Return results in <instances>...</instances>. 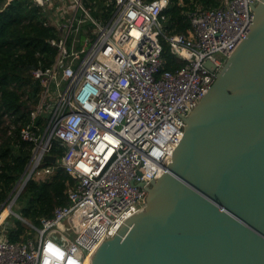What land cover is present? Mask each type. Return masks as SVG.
Returning <instances> with one entry per match:
<instances>
[{
	"label": "built area",
	"instance_id": "built-area-1",
	"mask_svg": "<svg viewBox=\"0 0 264 264\" xmlns=\"http://www.w3.org/2000/svg\"><path fill=\"white\" fill-rule=\"evenodd\" d=\"M33 1L44 9L52 6V0ZM71 2V14L58 16L68 18L60 24L51 19L60 34L49 41L57 49L54 62L32 72L40 99L30 123L19 130L32 150L24 173L0 204V264H88L101 239L113 237L142 208L143 188L169 165L188 110L248 34L250 5L259 0H222L213 9L197 4L189 13L190 29L173 35L161 15L170 0H108L113 11L105 22L91 18L83 0ZM85 22L92 25L93 40H85L80 50L73 40L68 50L69 35ZM163 40L182 62L175 70L164 68ZM54 141L62 156L45 162L53 156ZM58 167L75 182L67 204L41 219L40 228L19 217L31 236L9 242L6 219L26 183L47 181ZM62 223L66 230L58 234Z\"/></svg>",
	"mask_w": 264,
	"mask_h": 264
},
{
	"label": "water",
	"instance_id": "water-1",
	"mask_svg": "<svg viewBox=\"0 0 264 264\" xmlns=\"http://www.w3.org/2000/svg\"><path fill=\"white\" fill-rule=\"evenodd\" d=\"M251 10L248 34L188 110L142 208L88 264H264V0Z\"/></svg>",
	"mask_w": 264,
	"mask_h": 264
},
{
	"label": "trees",
	"instance_id": "trees-1",
	"mask_svg": "<svg viewBox=\"0 0 264 264\" xmlns=\"http://www.w3.org/2000/svg\"><path fill=\"white\" fill-rule=\"evenodd\" d=\"M152 1V0H146ZM108 0H83L91 18L105 22L113 11ZM202 8H219L222 0H170L162 10L167 34H185L190 29L189 13ZM44 8L33 0H0V204L8 198L29 162L32 144L19 137V130L30 123V113L37 107L41 88L32 76L38 68L52 65L57 49L50 40L60 36L55 23ZM92 25L85 22L77 34L69 35L66 46L80 50L85 40L92 41ZM164 68L175 70L182 65L162 41ZM38 119V123H41ZM63 148L54 141L50 151L57 160ZM74 180L58 167L47 181L29 180L21 192L24 206L20 216L32 226L40 228L41 219L53 216L56 207L67 204V192ZM6 230L9 242H22L31 236L30 228L23 222L11 223Z\"/></svg>",
	"mask_w": 264,
	"mask_h": 264
},
{
	"label": "rangeland",
	"instance_id": "rangeland-1",
	"mask_svg": "<svg viewBox=\"0 0 264 264\" xmlns=\"http://www.w3.org/2000/svg\"><path fill=\"white\" fill-rule=\"evenodd\" d=\"M73 3L71 2V0H52V6H48L45 8L47 14L49 11H51V13L49 12V16L54 20H56L57 22H59V24L63 21V19L68 18V15H64L63 19L59 16V12H62L63 14H71V10L73 9ZM52 10H54L52 12ZM21 194L19 195L18 199L16 200V203L14 204L12 210L14 212V214H10L9 218L6 219V221H9L11 223H16V222H22L20 220L19 217L20 216V211L21 208L24 206V200L22 199V197H20ZM66 226L67 223H62L60 225L61 230H58V234L63 232L62 230H66ZM76 233H74L73 235H75Z\"/></svg>",
	"mask_w": 264,
	"mask_h": 264
},
{
	"label": "bare ground",
	"instance_id": "bare-ground-1",
	"mask_svg": "<svg viewBox=\"0 0 264 264\" xmlns=\"http://www.w3.org/2000/svg\"><path fill=\"white\" fill-rule=\"evenodd\" d=\"M6 210L2 213V218L6 215Z\"/></svg>",
	"mask_w": 264,
	"mask_h": 264
},
{
	"label": "crops",
	"instance_id": "crops-1",
	"mask_svg": "<svg viewBox=\"0 0 264 264\" xmlns=\"http://www.w3.org/2000/svg\"><path fill=\"white\" fill-rule=\"evenodd\" d=\"M54 11V10H53Z\"/></svg>",
	"mask_w": 264,
	"mask_h": 264
}]
</instances>
